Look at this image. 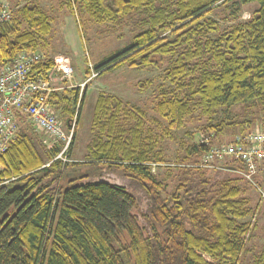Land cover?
I'll use <instances>...</instances> for the list:
<instances>
[{
	"label": "trees",
	"instance_id": "trees-1",
	"mask_svg": "<svg viewBox=\"0 0 264 264\" xmlns=\"http://www.w3.org/2000/svg\"><path fill=\"white\" fill-rule=\"evenodd\" d=\"M252 2L259 5L252 15L229 28L211 16L234 5L233 17ZM67 3L99 22L133 20L132 40L95 63L98 75L123 65L161 68L169 58L164 72L172 87L157 103L167 133L184 126L193 100L208 118L221 107H258L264 128V0ZM51 30L48 13L26 4L21 18L1 25L0 66L23 49H38ZM54 64L45 57L31 76H46ZM147 83L140 81L141 89ZM85 97L84 91L79 98V87L52 93L64 124L77 120L69 156ZM20 121L22 135L0 155V264H240L250 250L246 241L256 226L245 218L256 207L246 184L255 185L239 172L245 166L235 159L214 173L200 166L225 120L205 125L208 142H194L177 157L170 184L152 170L164 158L154 139L146 141L145 111L117 95L97 96L87 160L54 159L62 144L48 147L30 121ZM80 168L86 170L68 175ZM250 264H264V246Z\"/></svg>",
	"mask_w": 264,
	"mask_h": 264
},
{
	"label": "rangeland",
	"instance_id": "rangeland-1",
	"mask_svg": "<svg viewBox=\"0 0 264 264\" xmlns=\"http://www.w3.org/2000/svg\"><path fill=\"white\" fill-rule=\"evenodd\" d=\"M4 1L12 9L13 17L21 18L22 8L28 3H35L48 13L52 30L42 42L44 44L34 50L41 51L45 57H53L55 63L58 57L62 58V62L63 58L65 62H70L74 69L73 82L59 79L55 80L54 84H58V86L67 83H69L68 85H78L79 98L84 91L86 93L80 117L81 127L76 135L72 155H68V159L71 157V161H83L89 157L87 144L93 137L91 118L95 101L100 92L117 95L130 105H135L145 111L146 141L150 142L151 138L154 139L156 142L155 151H161L164 158V162L153 163L152 170L159 179L169 184L171 170L174 171L178 164L177 157L184 153L188 145L194 142H202L208 137L207 131L203 129L205 125L219 123L222 120L227 122L223 132L215 140L216 144L231 143L236 136H245L254 133V131H264L262 115L258 107H253L250 104H237L230 108L221 107L212 118H208L201 112L196 100H193L192 113L186 117L184 126L167 133L168 122L158 112L157 103L162 92L172 87L170 81L165 78L164 72V68L169 62L168 57H165V64L161 68L155 66L132 68L123 65L117 68H109L102 75H98L94 69L95 63L124 47L132 40L134 36V32L131 31L133 20L127 19L122 25L111 21L99 22L87 12L80 10L75 4L71 8L67 3L68 0ZM258 6L256 2L243 4L233 17L231 12L235 10L234 5H230L228 8L219 7L212 12L211 16L219 22L220 28H229L233 24L249 18ZM135 18H138V14L135 15ZM87 70L91 72L87 73ZM146 80H150V83L141 89L140 81ZM82 83H84L83 86ZM24 119L26 120L24 123H27V119ZM245 122H248L249 125L246 126ZM76 123L77 120L74 117L70 126L63 125L66 129H70L72 125L75 128ZM40 132L47 146L55 142L50 135L41 130ZM233 159L238 160L244 166L241 160L224 156L217 158L213 167H207L211 169L209 173H214V170L222 164ZM84 170L86 168L73 169L69 171L68 175L75 176ZM108 175L114 181L119 180L115 174L108 173ZM254 176L257 178L255 181L258 187H254L252 184L248 185L250 183H247L246 187L248 188L247 194L252 200V206L256 208L245 220L250 222V227L256 226V233L246 241V246L250 250L242 256L240 264H250L260 254L264 246L263 161L259 164L258 171ZM243 184L245 183L243 182Z\"/></svg>",
	"mask_w": 264,
	"mask_h": 264
},
{
	"label": "built area",
	"instance_id": "built-area-1",
	"mask_svg": "<svg viewBox=\"0 0 264 264\" xmlns=\"http://www.w3.org/2000/svg\"><path fill=\"white\" fill-rule=\"evenodd\" d=\"M12 17V9L4 0H0V29L1 25ZM44 58L41 51L23 49L11 62L0 66V155L22 135L20 118L24 117L36 130H41L54 139L55 142L48 147L55 143L62 144L54 159L69 160L75 128L74 125L70 129L64 127L63 121L51 104V97L54 91L78 85L53 84L59 79L73 82V66L70 62H65L64 58L63 62L62 58L56 59L46 76H31L34 66ZM207 140L208 138L202 142L206 143ZM224 156L241 160L245 169L239 172L257 186L254 175L261 161L264 162V131L236 136L231 143L212 145L201 159L200 166L213 167L215 160Z\"/></svg>",
	"mask_w": 264,
	"mask_h": 264
},
{
	"label": "water",
	"instance_id": "water-1",
	"mask_svg": "<svg viewBox=\"0 0 264 264\" xmlns=\"http://www.w3.org/2000/svg\"><path fill=\"white\" fill-rule=\"evenodd\" d=\"M67 123V126H70V123L66 122Z\"/></svg>",
	"mask_w": 264,
	"mask_h": 264
},
{
	"label": "crops",
	"instance_id": "crops-1",
	"mask_svg": "<svg viewBox=\"0 0 264 264\" xmlns=\"http://www.w3.org/2000/svg\"><path fill=\"white\" fill-rule=\"evenodd\" d=\"M57 59H60V57H58ZM54 84V83H53ZM57 84V83H56ZM55 85V84H54ZM58 85V84H57Z\"/></svg>",
	"mask_w": 264,
	"mask_h": 264
}]
</instances>
